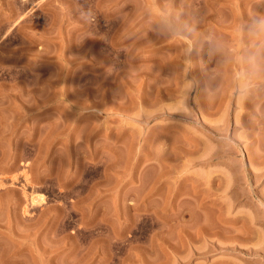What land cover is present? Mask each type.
Masks as SVG:
<instances>
[{"label":"rangeland","instance_id":"374dc122","mask_svg":"<svg viewBox=\"0 0 264 264\" xmlns=\"http://www.w3.org/2000/svg\"><path fill=\"white\" fill-rule=\"evenodd\" d=\"M257 20L264 0H0V264H264Z\"/></svg>","mask_w":264,"mask_h":264},{"label":"clouds","instance_id":"9594fccd","mask_svg":"<svg viewBox=\"0 0 264 264\" xmlns=\"http://www.w3.org/2000/svg\"><path fill=\"white\" fill-rule=\"evenodd\" d=\"M257 29H264V20H257L252 23V25L249 26V31H254ZM213 51H218V49H213Z\"/></svg>","mask_w":264,"mask_h":264}]
</instances>
